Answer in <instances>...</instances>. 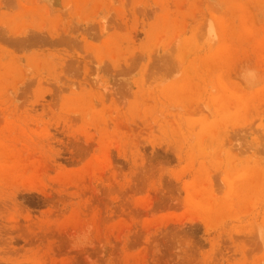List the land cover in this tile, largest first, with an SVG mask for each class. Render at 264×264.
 I'll return each mask as SVG.
<instances>
[{
  "label": "rangeland",
  "instance_id": "374dc122",
  "mask_svg": "<svg viewBox=\"0 0 264 264\" xmlns=\"http://www.w3.org/2000/svg\"><path fill=\"white\" fill-rule=\"evenodd\" d=\"M0 264H264V0H0Z\"/></svg>",
  "mask_w": 264,
  "mask_h": 264
}]
</instances>
